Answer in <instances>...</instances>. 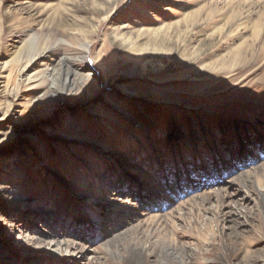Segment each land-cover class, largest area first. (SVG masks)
<instances>
[{"label":"rangeland","instance_id":"rangeland-1","mask_svg":"<svg viewBox=\"0 0 264 264\" xmlns=\"http://www.w3.org/2000/svg\"><path fill=\"white\" fill-rule=\"evenodd\" d=\"M140 248L264 264V0H0V264Z\"/></svg>","mask_w":264,"mask_h":264},{"label":"bare ground","instance_id":"bare-ground-1","mask_svg":"<svg viewBox=\"0 0 264 264\" xmlns=\"http://www.w3.org/2000/svg\"><path fill=\"white\" fill-rule=\"evenodd\" d=\"M234 23V22H233ZM237 25V24H236ZM239 25V24H238ZM233 27H234V25L233 24H228L227 22L226 23H223L222 25H220L219 26V29H218V33H221V34H226V33H228V30H233ZM259 32H261V31H259ZM255 33V32H254ZM77 34H79V32L78 31H73V33H70L69 34V36H70V38H72V40L73 41H76L77 39H75V38H77ZM260 35H262V33H260ZM255 36V35H254ZM38 38V37H37ZM69 38V39H70ZM36 39V38H35ZM89 41H88V43H87V45H83V44H81L79 47H77V49L78 50H84V52H86V50L88 49V46H89ZM35 46L37 47V49L39 50L38 51V53H39V56H42V57H44L45 56V54L48 52V50H49V47L48 46H50V45H43L42 44V42L38 39L36 42H35ZM36 49V50H37ZM65 59H67V61L68 60H70V62H73V59L74 58H72V57H67V58H65ZM67 61H65V62H67ZM75 61V60H74ZM56 65H54L53 67H52V69H50L49 70V72L47 71V73L49 74V77L51 76V86H53V84L54 83H56L57 82V86L55 87L57 90H58V92H64V90H65V82H64V84H62L61 83V78L65 75L66 76V79H65V81L67 80V78H68V76H75V74H76V68H74V69H72V70H69V69H64L63 67L61 68V67H55ZM68 68H72V67H68ZM64 74V75H63ZM71 76V77H72ZM74 79V78H73ZM73 79H71L69 82H71V84H73ZM64 86V87H63ZM255 175V174H254ZM251 177V176H250ZM247 178H249V177H247ZM66 245V244H65ZM68 245V244H67ZM145 249V248H144ZM142 252H143V248H140L139 249V252H135V254L133 253L131 256H130V258H129V262H130V264H136L137 263V259H141L139 256H141V254H142ZM136 255V256H135Z\"/></svg>","mask_w":264,"mask_h":264}]
</instances>
